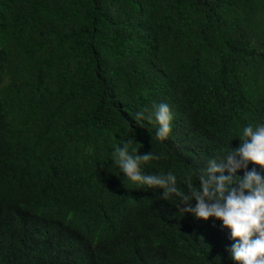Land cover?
Returning a JSON list of instances; mask_svg holds the SVG:
<instances>
[{
  "label": "trees",
  "instance_id": "16d2710c",
  "mask_svg": "<svg viewBox=\"0 0 264 264\" xmlns=\"http://www.w3.org/2000/svg\"><path fill=\"white\" fill-rule=\"evenodd\" d=\"M160 103L164 141L134 120ZM249 125H264V0H0V264H235L221 221L178 214L111 154L133 139L167 157L143 172L186 190Z\"/></svg>",
  "mask_w": 264,
  "mask_h": 264
},
{
  "label": "clouds",
  "instance_id": "9594fccd",
  "mask_svg": "<svg viewBox=\"0 0 264 264\" xmlns=\"http://www.w3.org/2000/svg\"><path fill=\"white\" fill-rule=\"evenodd\" d=\"M134 120L142 127L141 121L155 125L158 141L167 140L171 134L173 116L166 103L153 105L152 110L137 111ZM238 139L237 148L207 160V166L197 176L198 186L193 184L194 173L186 174L183 180L186 190L177 186V177L172 172H143V164L167 157L153 151L139 155L133 139H121L114 145L111 161L124 180L137 188L162 190L160 200L174 198L178 214L221 221L234 241L225 250L235 264H264V175L248 167L251 163L264 169V125L244 127ZM240 170L243 176L237 175Z\"/></svg>",
  "mask_w": 264,
  "mask_h": 264
}]
</instances>
